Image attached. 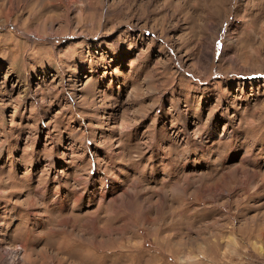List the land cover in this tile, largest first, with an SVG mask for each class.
I'll return each instance as SVG.
<instances>
[{
    "label": "rangeland",
    "instance_id": "obj_1",
    "mask_svg": "<svg viewBox=\"0 0 264 264\" xmlns=\"http://www.w3.org/2000/svg\"><path fill=\"white\" fill-rule=\"evenodd\" d=\"M15 248V264H264V0H0Z\"/></svg>",
    "mask_w": 264,
    "mask_h": 264
},
{
    "label": "bare ground",
    "instance_id": "obj_2",
    "mask_svg": "<svg viewBox=\"0 0 264 264\" xmlns=\"http://www.w3.org/2000/svg\"><path fill=\"white\" fill-rule=\"evenodd\" d=\"M205 1V0H204ZM236 169V168H235ZM237 170V169H236ZM252 174H254V173H252ZM126 193V192H125ZM220 194V193H219ZM127 196H128V193H127ZM103 198L105 197V195H104V193H103V196H102ZM121 200H122V198H121ZM110 201H112V202H115L116 201V198H112ZM61 202V201H60ZM144 219H146V220H148L147 218H146V216L144 215ZM87 222H89V224H90V226H91V224H93L94 223V221H93V217H91V218H89L88 220H87ZM125 225V224H124ZM258 225V224H257ZM257 228V227H256ZM91 229V228H90ZM96 230V229H95ZM113 230V229H112ZM257 230V229H256ZM259 230V229H258ZM107 231V230H106ZM108 232V231H107ZM248 232V231H247ZM260 232H261V230H260ZM263 233V232H262ZM69 233H64L62 236H61V240L57 243V245H59L58 246V249L59 248H65L64 250H66L67 248H68V246L70 247V246H73V245H75L76 246V244L74 243V244H70V239H69V235H68ZM245 239V238H244ZM88 241H90V240H88ZM211 241V240H210ZM213 241V240H212ZM221 241H223V239H221ZM79 243H82V242H79ZM246 243V242H245ZM78 245V244H77ZM80 245V248H82L81 247V245L82 244H79ZM78 245V246H79ZM83 247H84V244L82 245ZM89 246L87 245V247L86 248H83V250H78L77 252H76V256H77V258L79 259V260H81V259H86V258H90V256L91 255H93V253H92V249H90V248H88ZM21 249H22V247H20ZM20 248H15V250H13L12 251V253H10V255H9V257H7V255H8V253L6 252V253H0V264H15L17 261H18V258H19V250H20ZM163 251V250H162ZM2 252V251H1Z\"/></svg>",
    "mask_w": 264,
    "mask_h": 264
}]
</instances>
